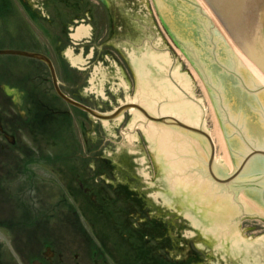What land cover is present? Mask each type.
I'll return each mask as SVG.
<instances>
[{
  "label": "rangeland",
  "instance_id": "rangeland-1",
  "mask_svg": "<svg viewBox=\"0 0 264 264\" xmlns=\"http://www.w3.org/2000/svg\"><path fill=\"white\" fill-rule=\"evenodd\" d=\"M82 2L79 13L64 6L61 1L48 2L44 13L49 18L42 16L36 22L18 8L17 15L3 20L0 49H20L48 55L59 72L58 82L63 90L100 113H108L131 99L135 73L124 54L126 51L142 48L153 52L169 50L172 55L171 64L179 61L197 90L203 93V104L206 107L203 121L206 132L214 142L213 157L230 172L233 160L210 95L196 69L168 33L154 1L108 0L107 8L97 0ZM87 9L92 12L91 19L81 13ZM74 13L78 17H74ZM82 17L85 21H82ZM79 22H89L88 29L90 24V33L80 41L70 37L75 24ZM145 38L149 42L146 43ZM69 51L77 58L76 63L70 60ZM0 83L18 85L25 91L32 89L35 97L40 96L47 107H53L57 112L56 119L51 123L32 129L31 123L25 125L21 118L19 120L16 116L17 108L0 90V123L5 129L4 135L0 132V159L7 162L3 163L1 170H6L5 175L12 176L7 180L3 177V185H11L13 182L15 187H7L6 192L12 197L16 192L23 206L30 207L33 212L30 214L31 220H35L38 215L54 216L55 205L58 207L61 203L67 211L65 218L73 219V210L69 208L80 213L82 205L87 201L81 194L85 192H88V197L93 191L96 198L105 193L107 201L120 205L126 199L131 201V197L125 195L126 186H130L136 189L144 205L145 202L152 205L154 201L161 207H170L172 215L167 214L165 208H162V215L164 218L165 215L173 217L172 233L177 231L187 239L186 245L197 248L201 263L206 258L203 254L205 248V251L210 252L211 264H218V258L224 256L221 253L224 251L216 248L218 245L215 238L209 243L210 246L202 245L198 232L201 234L200 225L203 223L192 225L193 216L182 210L180 203L164 205L162 193H165L166 187L159 182L163 176L162 170L141 129L130 119L133 108L125 109L111 119L92 117L56 95L46 64L20 55L0 54ZM13 141L15 145H12ZM8 162L11 164L9 167ZM138 195L132 197V200L135 201ZM2 203L9 204V200L0 197V218L13 220L16 224L15 216L3 215H11L14 209L6 208ZM135 210H139L137 206ZM131 216L137 217L133 213ZM79 217L82 218V215ZM132 217L130 220L133 221ZM165 221L168 223L167 218ZM63 222L65 224L58 216L52 218L48 230L44 229V235L51 238L49 236L54 234L68 242L72 241L75 238L72 230L75 228L69 222ZM82 225L79 231L86 229V233L80 232L83 246H90V226ZM252 225L255 226L243 230L245 235L264 231V220L260 217L242 216L237 222V228ZM92 232L101 245L107 242L98 231ZM52 238V245L56 247L61 241H53ZM22 241L12 240L11 234L0 229V264H27L30 254L14 250L22 248ZM175 243L178 241L168 243L165 249L174 250ZM34 244L37 247L40 245L39 242ZM75 246L79 248L78 244ZM226 247L230 248L231 245L226 244Z\"/></svg>",
  "mask_w": 264,
  "mask_h": 264
},
{
  "label": "water",
  "instance_id": "water-1",
  "mask_svg": "<svg viewBox=\"0 0 264 264\" xmlns=\"http://www.w3.org/2000/svg\"><path fill=\"white\" fill-rule=\"evenodd\" d=\"M153 1L168 33L203 81L233 160L232 171L239 170L241 155L254 145L264 147V91L251 94L240 82L251 88L262 84L264 88V73L254 64L264 71V0H205L207 3L204 0ZM0 52L44 59L49 65L57 93L96 117H112L129 105H121L107 115L96 113L59 89L54 69L46 56L20 50ZM124 54L135 73L130 101L140 100L156 114L162 111L183 118L190 124L201 123L198 126L206 131L203 93L197 90L179 61L171 64L169 50L152 52L142 48ZM4 89L14 95L15 101H20V92L16 88L4 85ZM130 119L139 126L156 157L165 162L166 183L175 191L199 194L204 210V230L216 237L219 244L227 242L252 253V258L264 256V231L245 235L243 230L255 225L237 228L242 216H256L264 220V202L258 201L264 197V159L253 157L237 176L236 182L225 189L212 174L206 172L210 146L200 133L177 125L164 127L169 125L155 123L138 109L131 111ZM254 152L264 151L256 149ZM210 164L219 176L229 173L224 164L214 157ZM203 169L205 174L201 172ZM234 215L237 220H233Z\"/></svg>",
  "mask_w": 264,
  "mask_h": 264
},
{
  "label": "flooded vegetation",
  "instance_id": "flooded-vegetation-1",
  "mask_svg": "<svg viewBox=\"0 0 264 264\" xmlns=\"http://www.w3.org/2000/svg\"><path fill=\"white\" fill-rule=\"evenodd\" d=\"M149 228L155 233L139 234L134 237L140 241L141 248L139 251L135 249L116 250L111 244L110 246L113 249L105 250L103 247L96 245L87 252H71L64 249L52 250L45 237L28 236L26 239L37 238L43 242V247L33 257L41 264H180L177 257L171 256L168 250H157L155 248L162 240L159 233L160 228L155 224H152ZM112 244L117 246L115 239H113ZM192 261L196 264H209V261L205 260L201 263L195 253L182 260L181 264H189Z\"/></svg>",
  "mask_w": 264,
  "mask_h": 264
},
{
  "label": "bare ground",
  "instance_id": "bare-ground-1",
  "mask_svg": "<svg viewBox=\"0 0 264 264\" xmlns=\"http://www.w3.org/2000/svg\"><path fill=\"white\" fill-rule=\"evenodd\" d=\"M76 30H77V32L74 34L75 37H77V36H79L81 34H85L87 32V28L85 26H83V25L80 26V27H77ZM145 42L146 43L149 42V39L145 38ZM68 56L70 57V59H71V61L73 63H76L77 58L73 56L71 51L68 52ZM257 60L259 61V59H257ZM262 62H264V60ZM218 137H220V133L219 132H218ZM150 149H151V147H150ZM152 152H153V150H152ZM153 154L155 155L154 152H153ZM155 157H156V155H155ZM156 159H157V162L159 163V166H160V168L162 170V175H163L162 178H160L159 181L162 183V185L164 187H167L164 190V192L167 194V196L163 193V198L165 199V202L168 205H172L173 203H177V202L181 203L182 204V210H184L187 214L190 213L191 215H194V217L191 218L192 225H198L200 222L203 223L204 210H203L202 205L200 204L202 199L199 196V194H197V193H195L193 191H175L174 189H172L165 181V177H164L165 162L162 161V160H159L157 157H156ZM231 168L232 167H230V170L232 171L233 168L232 169ZM193 212H195V213H193ZM200 226L202 228L201 232H202L203 235L207 236L208 238L214 237L212 234H210L209 232L204 230L203 224H201ZM214 238L216 239V237H214ZM216 243L218 245L216 248H218V247L221 248L222 251H225V253L229 251L228 253L230 254L233 251L234 252V256H236V259H238L237 250H238L239 253L240 252H245L242 249H239V248H237L235 246H232V245H231L230 248H228V247H226L224 245L225 243L219 244L218 241ZM227 249H229V250H227ZM221 253L223 255L224 252H221ZM231 258H232V255L230 254V259ZM250 259H253V258L251 257Z\"/></svg>",
  "mask_w": 264,
  "mask_h": 264
}]
</instances>
